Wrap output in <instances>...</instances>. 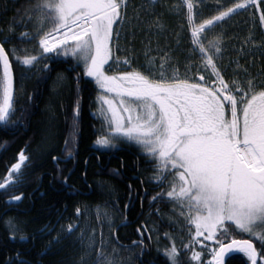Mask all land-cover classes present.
I'll return each mask as SVG.
<instances>
[{
  "label": "snow or ice",
  "instance_id": "1",
  "mask_svg": "<svg viewBox=\"0 0 264 264\" xmlns=\"http://www.w3.org/2000/svg\"><path fill=\"white\" fill-rule=\"evenodd\" d=\"M129 3L29 0L20 24L31 26L32 31L20 35L38 40L41 52L32 54L24 49L21 54L13 48L11 55L29 67L43 63L45 70L49 65L44 61L51 59L45 54L72 58L77 83L73 137L80 116L79 85L88 82L83 77L91 78L101 90L97 100L108 132L98 136L96 143L137 145L152 161L151 179L160 189L152 201L171 204L170 219L176 215L184 218L188 239L181 234L179 247L175 236L164 233L169 240L163 246L167 264H183L182 256L188 258V264H229L236 253H242L247 264H264V68L250 71L257 57L264 59V33L256 45L255 34L250 32L227 56L224 43V25L233 16L252 10L255 18L259 11V23L264 26V0H216L217 6L210 9L214 14L207 18L205 0H144L140 7L149 15L161 3L186 20L190 38L184 49L183 74L170 49L158 47L157 62L152 49L145 47L141 64L134 46L121 45L129 36L134 38L131 30L141 23L139 9H134V17L129 16ZM146 26L164 28L159 16ZM15 27L10 24L8 32ZM7 43L11 39L4 36L0 40V124L4 125L14 115V79ZM114 48L120 55H114ZM65 144L71 156L69 141ZM28 159L22 150L18 162L0 176V190L10 195L9 203L23 198V193L14 190L21 183L22 165ZM68 179L64 177V182ZM76 213L80 216L79 207ZM9 227L14 239L21 229L11 221ZM75 229L70 223L68 235H74ZM145 230L155 232L159 241L155 226ZM137 231L143 236L141 229ZM237 233H246L248 238L236 239ZM78 239L85 248L79 264H122L115 249L107 251L102 235L98 245L94 233L86 246L83 232ZM253 240L259 242V248ZM134 243L139 247L143 240Z\"/></svg>",
  "mask_w": 264,
  "mask_h": 264
},
{
  "label": "trees",
  "instance_id": "2",
  "mask_svg": "<svg viewBox=\"0 0 264 264\" xmlns=\"http://www.w3.org/2000/svg\"><path fill=\"white\" fill-rule=\"evenodd\" d=\"M166 2L174 3L175 0ZM28 3L29 0H16L15 3L0 0V40L4 36L11 39L6 50L16 80L14 115L6 125L0 124V176L11 164L18 162L22 150L29 157L21 169V183L14 190L15 194L23 193L22 200L9 203L10 195L0 190V264H20V261L26 264H79L85 251L78 239L82 232L85 246L93 233L97 245L102 235L107 251L111 253L115 249L122 264H167L163 246L169 240L164 233L175 236L179 247L181 234L185 241L188 239L184 218L176 215L170 219L167 214L172 211V205L152 201V196L160 189L151 179L152 161L137 145L131 142L114 146L96 143L98 136L107 134V128L99 112L97 94L100 89L95 82L83 77L88 82L79 85L80 116L73 137L77 83L72 58L45 54L51 57L44 61L49 65L45 70L43 63L33 68L22 65L11 55L13 48L21 54L24 49L32 54L41 52L38 40L29 41L20 35L32 31L31 26L20 24ZM205 3L208 9L204 11V18H207L214 14L210 9L217 3L216 0H205ZM141 4L142 0H130V17ZM139 10L142 27L132 29L136 30L134 38L129 36L127 41L122 40V46L125 43L134 46L140 62H144L145 47L170 49L183 74L184 49L189 47L190 38L186 20L170 13L161 3L156 5L152 15ZM156 16L163 23V29L146 26ZM258 18L259 11L253 18L252 10H249L226 22L224 43L229 52L225 55L230 54L234 46L242 44L250 32L257 33ZM13 23L15 31L9 33L8 26ZM232 67L234 65L228 68L229 73ZM262 68L264 59L257 57L250 71L255 73ZM80 71L82 74V69ZM66 141H69L67 147L71 156L65 151ZM53 156L57 160H53ZM64 177H69L67 183ZM78 207L80 216L76 213ZM10 221L21 229L14 239ZM70 223L76 226L74 235L67 233ZM153 226L159 230V241L155 232L145 230ZM138 229L143 231V236ZM235 238L247 239L248 235L237 233ZM140 240L143 244L137 247L134 242ZM253 241L259 248V242ZM92 256L94 258L95 253ZM181 259L183 264H188L186 256ZM229 264H247V260L243 254H238Z\"/></svg>",
  "mask_w": 264,
  "mask_h": 264
},
{
  "label": "rangeland",
  "instance_id": "3",
  "mask_svg": "<svg viewBox=\"0 0 264 264\" xmlns=\"http://www.w3.org/2000/svg\"><path fill=\"white\" fill-rule=\"evenodd\" d=\"M144 2V0H142V3ZM133 8V7H132ZM141 7H139V8H135V9H140ZM135 13V12H134ZM133 15V17L136 15V14H132ZM259 15H260V12H259ZM140 16H142V14H141V12H140ZM134 23H137V21H134ZM142 27V23H139V27H137V28H141ZM137 28H135V29H137ZM254 30L256 31L257 29L254 27ZM260 30V31H259ZM134 31H136V30H133V32ZM262 33H264V26H261L260 25V23L258 24V30H257V33H255V42H256V45H258L260 42H261V39H262ZM122 45V44H121ZM136 48H138V47H136ZM136 51V50H135ZM113 52H114V55H120V53L119 52H117L116 50H115V48L113 49ZM144 54V53H143ZM227 55H229V54H227ZM226 55V56H227ZM143 56L144 55H142V59H143ZM151 56H153V57H157V60H158V53H157V50H152V52H151ZM139 62H140V57H139ZM141 64H143V62H140ZM225 63H227V61H225ZM256 68H258V67H256ZM109 74H111V73H109ZM101 91V90H100ZM100 107H101V102L99 101V109H100ZM104 108H107V105H104ZM105 125H106V128H107V124L105 123ZM107 132H108V128H107ZM23 166V165H22ZM257 241V240H256ZM197 248H198V246H196ZM196 250H198V249H196ZM205 257L207 258V259H209V256H207V253L205 252Z\"/></svg>",
  "mask_w": 264,
  "mask_h": 264
},
{
  "label": "water",
  "instance_id": "4",
  "mask_svg": "<svg viewBox=\"0 0 264 264\" xmlns=\"http://www.w3.org/2000/svg\"><path fill=\"white\" fill-rule=\"evenodd\" d=\"M12 71H13V67H12ZM13 79H14V92H13V96H14V106H15V99H16V80H15L14 71H13ZM238 254H242V253H236V255H238Z\"/></svg>",
  "mask_w": 264,
  "mask_h": 264
},
{
  "label": "flooded vegetation",
  "instance_id": "5",
  "mask_svg": "<svg viewBox=\"0 0 264 264\" xmlns=\"http://www.w3.org/2000/svg\"><path fill=\"white\" fill-rule=\"evenodd\" d=\"M11 2L13 1L15 3L16 0H10ZM21 16H23V14H21ZM111 63V61L109 62ZM106 68H107V65H106ZM112 74V73H111Z\"/></svg>",
  "mask_w": 264,
  "mask_h": 264
},
{
  "label": "bare ground",
  "instance_id": "6",
  "mask_svg": "<svg viewBox=\"0 0 264 264\" xmlns=\"http://www.w3.org/2000/svg\"><path fill=\"white\" fill-rule=\"evenodd\" d=\"M196 249H198V250H199V246H198V248L196 247ZM209 259H211V257H209Z\"/></svg>",
  "mask_w": 264,
  "mask_h": 264
}]
</instances>
